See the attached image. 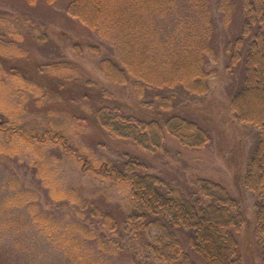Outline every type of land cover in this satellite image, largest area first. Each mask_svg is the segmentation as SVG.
<instances>
[{
	"label": "trees",
	"instance_id": "16d2710c",
	"mask_svg": "<svg viewBox=\"0 0 264 264\" xmlns=\"http://www.w3.org/2000/svg\"><path fill=\"white\" fill-rule=\"evenodd\" d=\"M38 1L26 0L29 4ZM179 1L69 0L68 12L115 48L116 55L108 54L99 44L56 32L67 35L66 43L77 56L85 51L99 57V68L112 88L99 78L88 76L82 64L53 57L43 61L23 53L22 45H14L23 43L22 34H9L10 45L0 42V72L4 74L0 76V87L2 82L14 81L21 83L24 90L34 87L32 96L55 98L58 106L69 115L88 123L101 144L119 151L123 160L98 159L87 154L85 146L75 148L69 129L57 122H50L40 130L16 127L12 118L2 111L1 95L0 135L10 141L14 138L38 153V159L33 160V171L54 202H76L83 206L87 203L75 189L58 191L50 186V168L58 157L51 149L48 154L49 148H58L75 157L86 174L129 187L132 206L143 211L146 225L153 224L162 231L161 238L144 248L156 262L195 264L175 229L183 228L190 238L189 251L201 254L209 264H246L241 239L244 231L251 229L249 237L252 240L249 241L254 264H264V0H241L245 15L243 35L255 31V37L248 46L246 84L232 97L230 104L239 120L251 122L260 129L258 146L244 177L245 187L256 196L253 218L248 217L244 201L232 188L202 178L198 179L197 187L193 183L194 187H189L185 180L187 187L182 189L170 180L169 173L143 172L149 165L133 156L130 150L120 149L122 143L128 141L143 150L159 153L169 135L184 147L198 148L207 145L214 135L204 115L205 108L209 107L207 102H182L173 92L183 89L197 97L208 92V79L213 73L206 69V64L208 58H217L209 42L213 33L209 0H205L200 9L197 6L200 21L178 22L179 32L184 23L189 26L183 29L189 31L186 35L180 32L176 41H168V37L162 39L158 17L171 14ZM225 4L229 6L230 2ZM31 26L37 29L36 36L28 34L29 37L37 44L44 42L47 31L34 24ZM232 53L236 59L240 57L239 48ZM123 88L122 94H134L142 99L140 105L126 106L119 91ZM166 90L169 92L164 94ZM142 106L150 111L144 114ZM12 153L13 149L0 137V155ZM198 183L199 187L203 183L202 190L201 187L198 190ZM21 187H15L6 205L10 209L24 210L39 226L44 220L53 222L55 218L44 212L40 199L43 193L32 186ZM195 187L197 189L193 190ZM91 213L99 216L111 232L117 229L118 222L112 213L95 208ZM79 228V235L70 236L71 241H78L75 247L82 249L73 252L72 242L68 238L64 240L70 244L72 252V255L67 253L69 264L73 260L78 264L82 259L87 237H97L92 231L86 233L83 226ZM105 242L97 240L96 248L102 251ZM12 254V248H0V264H14Z\"/></svg>",
	"mask_w": 264,
	"mask_h": 264
},
{
	"label": "rangeland",
	"instance_id": "374dc122",
	"mask_svg": "<svg viewBox=\"0 0 264 264\" xmlns=\"http://www.w3.org/2000/svg\"><path fill=\"white\" fill-rule=\"evenodd\" d=\"M204 2L205 0H180L171 14L166 17L159 16V25L162 28L160 37L176 41L181 35L180 32L186 35L189 31L185 32L183 29L189 26L184 23L179 32L178 22L186 19L188 22L200 21L199 7ZM225 2H230L229 6ZM68 4L69 0H39L35 4H29L26 0H0V37H4L0 38V42L10 45L9 34H22L25 38L23 43L16 42L14 45H22L20 49L23 53L43 61L53 57L68 59V63L82 64L87 69L88 76L97 77L111 87L99 68V57L85 51L77 56L66 43L67 35L57 33L62 31L74 35L75 38L91 41L101 45L108 54L116 55L115 48L99 38L88 24L68 12ZM209 6L213 20V33L209 42L217 58H208L206 64V69L213 73L208 79V92L199 97L188 94L183 89L173 92L182 102H207L209 107L205 108L204 115L208 118L209 127L214 130L210 142L203 147L189 148L182 146L175 137L169 135L159 153L143 150L128 141H124L120 149L130 150L135 154L133 156L139 157L146 166L149 165L150 169L145 168L143 172L162 175L169 173L170 180L182 189L187 187V182L189 187H194L192 183L196 185L198 179L202 178L232 188L244 201L248 217L253 218L256 196L245 187L244 177L258 146L260 129L251 122L239 120L230 104L232 97L246 84L248 46L255 37V31L243 35L245 15L241 0H209ZM33 24L47 31L44 42L37 44L31 38L36 36L37 30L31 26ZM28 34L32 36L29 37ZM235 48L240 51L238 59L233 57ZM0 76L4 74L0 72ZM1 84L2 111L12 118L16 127L40 130L48 127L50 122H57L69 129L71 144L75 148L85 146L87 154L98 159H124L116 149L101 144L88 123L77 120L59 107L55 98L47 96L41 99L39 96H32L34 87L30 90V87L25 86L24 90L18 82L6 81ZM119 91L122 94L124 88ZM168 92L166 90L163 93ZM122 96L126 106L132 107L135 103L140 105L142 101L134 94L129 96L128 93H123ZM142 110L144 114L150 111L147 108ZM192 115L194 116L189 114ZM0 137L8 148L13 149L10 155H0V248H12L11 261L14 264H69L67 253L72 255L69 245L73 244V252L82 249L75 247L78 241H71V236L80 234L81 226L86 233L92 231L97 237H87L81 253L82 259L78 264H163L156 262L144 251L149 243L162 237V231L153 224L146 225L143 211L132 206L129 187L86 174L75 157L66 155L58 148H49L47 153L51 149L58 157L50 168V186L58 191L75 189L81 199L87 201L85 206L76 202H54L40 183L39 176L33 171V160L38 159V153L14 138L10 141L3 135ZM21 186H32L43 193L40 199L44 212L55 218L53 222L44 220L39 226L31 221V217L24 210L10 209L6 205L7 197L13 194L15 187L22 188ZM200 187L202 190L203 183ZM93 208L112 213L118 222L117 229L113 232L108 230L102 224L101 218L91 213ZM175 229L192 261L195 264H209L201 254H192L189 251L188 231L183 228ZM250 231L251 229L244 231L241 239L246 264H254ZM65 238L72 243H64ZM97 240L106 241L102 251L96 248ZM109 241H114L117 245L113 246ZM92 248L96 251L93 252ZM70 264L77 263L73 260Z\"/></svg>",
	"mask_w": 264,
	"mask_h": 264
}]
</instances>
